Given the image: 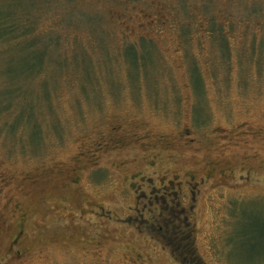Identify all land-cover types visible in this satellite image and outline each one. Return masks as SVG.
<instances>
[{
  "label": "rangeland",
  "instance_id": "obj_1",
  "mask_svg": "<svg viewBox=\"0 0 264 264\" xmlns=\"http://www.w3.org/2000/svg\"><path fill=\"white\" fill-rule=\"evenodd\" d=\"M121 3L0 0L35 26L0 41V264H186L189 235L206 264H264V0H170L153 26ZM192 174L163 246L130 183Z\"/></svg>",
  "mask_w": 264,
  "mask_h": 264
},
{
  "label": "flooded vegetation",
  "instance_id": "obj_2",
  "mask_svg": "<svg viewBox=\"0 0 264 264\" xmlns=\"http://www.w3.org/2000/svg\"><path fill=\"white\" fill-rule=\"evenodd\" d=\"M133 1L140 6L139 10L142 13V17L137 19L141 23L145 21V24L152 26L166 25L168 23L170 0H122L121 5H119L128 14L125 3ZM114 129L117 130L115 126ZM110 145L115 146L117 143H110ZM99 146L101 147V145ZM100 147H98V150H101ZM166 180V177H161L160 184L162 187L157 188L153 185L154 181L152 178H150L149 184L151 188L149 191L142 189L144 183H130V188L133 190L135 198L136 209L134 211L143 218L145 217L144 212L152 214L153 216L150 220L152 224L157 223L159 228L164 227L170 239L175 240V238L184 237L186 229L191 227L190 217L195 211L198 195L201 193V186L204 185V179L200 178L197 181V175L192 174L186 183L181 182L177 175H174V179L172 178L168 182ZM144 199L147 200L145 201ZM141 201L143 202L142 208L139 207ZM156 211L158 214L155 213ZM166 243L169 246L170 243Z\"/></svg>",
  "mask_w": 264,
  "mask_h": 264
},
{
  "label": "trees",
  "instance_id": "obj_3",
  "mask_svg": "<svg viewBox=\"0 0 264 264\" xmlns=\"http://www.w3.org/2000/svg\"><path fill=\"white\" fill-rule=\"evenodd\" d=\"M30 10H27L24 13V16L26 15V22L24 25L22 24L23 22V16L22 17H17L16 14L12 11L9 10L7 13H0V41L2 42H8V41H13L15 42V46L20 43V38L22 35L28 36L33 34L34 31V23H30ZM33 41V40H31ZM32 46V45H31ZM7 51V49H6ZM47 53L43 57V61L39 63L36 67L33 65L30 68H35L34 71H25L22 68L21 73H26V74H33V73H39V71L44 68L43 66L46 64L47 59H46ZM63 59V58H62ZM85 68V65L83 66ZM36 73V74H37ZM58 94V93H57ZM7 106V105H5ZM189 235V234H185ZM190 237H185V256L182 255V257L178 256L179 253H181L179 250L176 248H172L173 254L175 258L177 259H184L186 264H206L205 261L201 258V256L198 253V250L196 249L195 242L193 240L192 235H189ZM167 241L164 242L165 245L166 242L170 243V247H174V241L177 242V240H171L170 237L167 235L166 236ZM168 246V245H167ZM169 247V248H170Z\"/></svg>",
  "mask_w": 264,
  "mask_h": 264
}]
</instances>
